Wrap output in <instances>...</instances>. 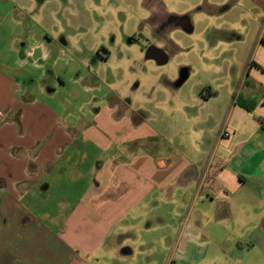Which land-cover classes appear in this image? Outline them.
Wrapping results in <instances>:
<instances>
[{
  "label": "crops",
  "instance_id": "0c3cea01",
  "mask_svg": "<svg viewBox=\"0 0 264 264\" xmlns=\"http://www.w3.org/2000/svg\"><path fill=\"white\" fill-rule=\"evenodd\" d=\"M213 4L206 43L197 50H206L214 76L200 95L184 87L189 72L181 86L170 76L145 79L136 84L145 94L117 97L127 106L104 96L77 129L40 101L51 90L30 96L31 74L0 66V264H140L155 247L142 234L173 227L180 233L164 232L160 240L174 244L170 259L189 229V242L202 236L216 259L264 260V0ZM53 53L36 41L22 57L30 61L21 63L45 70ZM221 59L231 73H220ZM77 141L98 152L89 171L79 173L87 176L85 194L63 220L26 205L28 197L48 199L56 164ZM234 227L245 244L231 239Z\"/></svg>",
  "mask_w": 264,
  "mask_h": 264
},
{
  "label": "rangeland",
  "instance_id": "374dc122",
  "mask_svg": "<svg viewBox=\"0 0 264 264\" xmlns=\"http://www.w3.org/2000/svg\"><path fill=\"white\" fill-rule=\"evenodd\" d=\"M213 1L0 0V66L5 65L8 72L12 68L19 73L27 71L31 74L35 82L28 90L30 96L41 94L43 88L44 91L51 90L50 94L46 91L43 97L39 96L40 101L53 106L63 115L66 123L73 121L77 129H82L86 121H91L104 96L113 97L119 105L127 106L125 100H118L120 95L145 94L148 89L136 87L145 79L163 80L166 76L178 79L181 72L188 71L191 75L184 87L187 86L189 93L200 95L214 76L206 50L199 53L197 50L201 43H206L207 24L211 22L208 11L214 9ZM220 7H224L223 4L217 8ZM185 18L192 20V33L181 28L180 20ZM248 27L253 29L251 25ZM43 40L54 49V57L47 62L49 67L44 70L22 65V61H30L27 57L22 60L27 50H31L36 41ZM23 44L26 46L22 47ZM150 47L162 49L169 58L168 63L158 65L148 59ZM57 57L59 60H55ZM216 64L221 67L220 73L232 72L222 59ZM100 78L107 83H117L118 87L100 85ZM20 81L23 83V77ZM37 86L40 91H37ZM158 145L167 151L166 154L177 155L168 143ZM97 156L94 147L82 141L66 146L56 164L55 178L50 179L52 191L48 199L40 201L38 197H28L26 205L36 208L43 215H56L63 220L80 198L79 194H85L87 190V176L80 179L79 173L85 175ZM62 185L67 189L66 194L60 191ZM62 205L63 212H56ZM209 230L208 227L202 231L206 233ZM230 230L233 231V241L245 244L240 235L241 229L234 227ZM180 231L173 227L147 235L143 233L155 243V247L151 254L136 257L143 260L139 263L147 264V259H151V264H264V260L256 263L251 256L240 260L241 257L233 258V254L229 260H222V257L216 259V255L212 254L213 246L202 236L200 239L198 236L194 243L189 242V229L184 231L180 243L176 245V257L170 259L169 252L172 247L175 249L174 244L169 240L160 243L161 235L165 232L173 238ZM243 246L248 251L249 247ZM167 248L171 249L168 251ZM157 255L159 262L156 263Z\"/></svg>",
  "mask_w": 264,
  "mask_h": 264
},
{
  "label": "water",
  "instance_id": "95a60500",
  "mask_svg": "<svg viewBox=\"0 0 264 264\" xmlns=\"http://www.w3.org/2000/svg\"><path fill=\"white\" fill-rule=\"evenodd\" d=\"M184 31L187 33L193 32V26H186L183 27ZM147 58L154 60L158 65H165L168 63L169 58L165 54V52L162 49L156 48V47H150L147 51ZM189 73L188 71H183L180 74L179 80H178V86H181L187 79H188Z\"/></svg>",
  "mask_w": 264,
  "mask_h": 264
},
{
  "label": "flooded vegetation",
  "instance_id": "af4514ba",
  "mask_svg": "<svg viewBox=\"0 0 264 264\" xmlns=\"http://www.w3.org/2000/svg\"><path fill=\"white\" fill-rule=\"evenodd\" d=\"M188 15V14H187ZM186 15V16H187ZM188 17V16H187ZM192 18V17H191ZM181 19V18H180ZM181 22V28H183L184 27V25H186L187 27L188 26H190V25H192L193 26V23H192V20L191 19H189V18H185V20H180ZM179 23V24H180Z\"/></svg>",
  "mask_w": 264,
  "mask_h": 264
}]
</instances>
